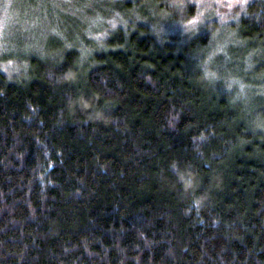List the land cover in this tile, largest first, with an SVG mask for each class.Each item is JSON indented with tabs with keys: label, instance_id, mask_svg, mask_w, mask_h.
<instances>
[{
	"label": "trees",
	"instance_id": "obj_1",
	"mask_svg": "<svg viewBox=\"0 0 264 264\" xmlns=\"http://www.w3.org/2000/svg\"><path fill=\"white\" fill-rule=\"evenodd\" d=\"M146 2L0 67V264H264V0L184 35Z\"/></svg>",
	"mask_w": 264,
	"mask_h": 264
},
{
	"label": "rangeland",
	"instance_id": "obj_2",
	"mask_svg": "<svg viewBox=\"0 0 264 264\" xmlns=\"http://www.w3.org/2000/svg\"><path fill=\"white\" fill-rule=\"evenodd\" d=\"M113 1H130V7L136 12L132 10L131 14H122L121 18L114 20V10L117 9L103 4L101 8L111 15L106 16L102 10L96 9L99 7L98 0H0V67L8 73H18L23 71L24 59L28 53L44 54L43 39L50 35L62 36L66 31V26L59 18L61 15H71V18L81 16L80 20L84 22L82 26H86L82 34L91 37L93 33L101 34L106 29L111 30L113 24L122 23L121 20L126 23L137 20L138 11L149 7L146 0ZM254 1L261 0H168L173 5H178L179 10L184 5L190 6L195 10L194 15L182 18L183 11L180 12L175 16L181 22L179 25H169V18L165 15H158L156 18L155 15L149 16L155 19L151 26H155L158 33L184 35L201 29L204 17L207 20L220 18V21L214 23L223 25L222 20L243 13L249 3ZM62 5L66 7H61ZM19 55L23 58L20 59L22 56Z\"/></svg>",
	"mask_w": 264,
	"mask_h": 264
},
{
	"label": "bare ground",
	"instance_id": "obj_3",
	"mask_svg": "<svg viewBox=\"0 0 264 264\" xmlns=\"http://www.w3.org/2000/svg\"><path fill=\"white\" fill-rule=\"evenodd\" d=\"M202 58V57H201ZM243 87V86H242Z\"/></svg>",
	"mask_w": 264,
	"mask_h": 264
}]
</instances>
